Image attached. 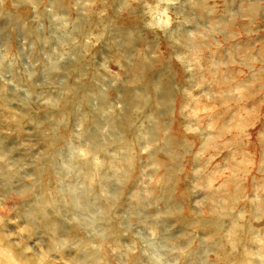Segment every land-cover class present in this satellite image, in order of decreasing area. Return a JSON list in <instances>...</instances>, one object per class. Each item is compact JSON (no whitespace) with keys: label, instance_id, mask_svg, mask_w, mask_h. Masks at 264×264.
<instances>
[{"label":"rangeland","instance_id":"374dc122","mask_svg":"<svg viewBox=\"0 0 264 264\" xmlns=\"http://www.w3.org/2000/svg\"><path fill=\"white\" fill-rule=\"evenodd\" d=\"M0 223V264H264V0H0Z\"/></svg>","mask_w":264,"mask_h":264},{"label":"bare ground","instance_id":"6f19581e","mask_svg":"<svg viewBox=\"0 0 264 264\" xmlns=\"http://www.w3.org/2000/svg\"><path fill=\"white\" fill-rule=\"evenodd\" d=\"M0 225H1V223H0ZM1 230V229H0ZM1 239H2V237H1ZM243 255V254H242ZM23 258V257H22ZM245 259V258H244Z\"/></svg>","mask_w":264,"mask_h":264}]
</instances>
